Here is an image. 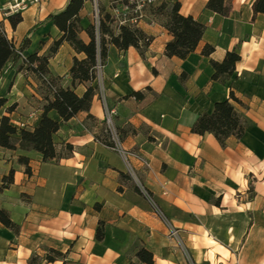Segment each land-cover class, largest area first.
<instances>
[{
    "label": "crops",
    "instance_id": "obj_1",
    "mask_svg": "<svg viewBox=\"0 0 264 264\" xmlns=\"http://www.w3.org/2000/svg\"><path fill=\"white\" fill-rule=\"evenodd\" d=\"M111 1L99 3L112 14ZM179 1L182 14L206 25L196 49L186 58L167 56L173 35L162 18L147 12L138 25L153 37L146 55L134 46L110 45L92 82L97 90L90 110L63 121L54 134L58 150L67 152L69 143L71 152L44 161L39 152L0 146V184L15 170L14 182L0 192V208L20 225L16 233L0 222V264H128L137 261L142 246L153 251L154 264H264V13H254V0H226V15L207 8L209 0ZM9 2L0 0L8 37L17 46L31 39L26 56L46 53L60 36L49 15L69 0L32 3L15 28L5 14ZM80 15L84 28L94 23L91 0ZM79 35L90 40L85 29ZM206 44L215 47L210 55L203 54ZM229 50L241 56L234 73L214 80L211 60L222 61ZM75 56L86 54L64 42L50 58L64 86L72 85ZM89 84L77 83L75 91L82 95ZM134 91L143 97L130 96ZM232 91L243 104L231 101L249 123L243 138L230 136L223 146L211 132H193L196 118ZM0 96L8 99L6 106L17 104L8 113L13 125L38 124L44 100L33 75L8 64L0 72ZM49 114L60 118L55 110ZM106 129L116 148L98 139ZM22 154L31 157V174L18 161ZM135 185L151 191L154 203L181 228L190 261ZM101 221L104 235L98 239ZM50 247L66 257L46 261Z\"/></svg>",
    "mask_w": 264,
    "mask_h": 264
},
{
    "label": "trees",
    "instance_id": "obj_2",
    "mask_svg": "<svg viewBox=\"0 0 264 264\" xmlns=\"http://www.w3.org/2000/svg\"><path fill=\"white\" fill-rule=\"evenodd\" d=\"M87 0H69L64 9L49 15V19L60 30V36L55 38L48 51L39 54L38 51L29 55L23 52L29 46L31 39L24 38L21 45L17 46L15 41L8 37L4 24L0 22V72L8 64H12L18 72H26L34 76L38 82V90L43 97V112L38 124L34 127H21L13 125L8 113H11L17 106L13 103L6 106L8 99L0 96V146L8 149L20 148L26 151L39 152L44 161L59 160L72 151V144L67 143L65 148L67 152L59 151L54 141V134L60 129L63 121H68L76 116L80 111H89L92 105L93 97L96 94L97 86L92 82L97 77V65L105 64L110 45H115L121 50H126L130 46L136 47L142 56L146 55V50L151 44L153 37L148 35L138 26L115 25V19L110 11L101 7L102 17L98 28L89 24L86 28L82 26L80 15ZM115 0L111 1V7ZM207 8L220 14L226 15L230 11V5L226 0H209ZM181 3L179 0H162L159 3L149 7L148 12L154 17L162 18L164 26L171 32L173 38L169 40L165 47L167 56H178L186 58L198 46L205 32L206 25L195 19L192 15H184L180 12ZM254 13H264V0H254ZM12 27L15 28L22 20L21 12L8 16ZM85 29L90 36V40L85 42L80 37V31ZM69 42L77 52H84L85 58L74 57L73 65L70 69L72 85L64 86L61 83L62 78L52 73L50 69V58L59 50L61 44ZM215 47L206 44L203 54L210 55ZM241 58L237 50L227 51L222 61L211 60L214 67L212 78L218 81H224L234 73L236 63ZM90 82L86 91L79 95L75 91L77 83ZM130 96L142 98L143 93L134 91ZM234 100L238 103L242 101L231 92L230 98L215 102L211 112H203L192 124V131L199 134L206 132L213 133L219 142L225 146L226 140L230 136L242 139L248 128V119L236 108ZM6 113H3V111ZM55 110L60 118L50 116V111ZM120 139L123 135L117 129ZM106 145L116 148V141L110 129L103 132L102 137H98ZM29 155H20L18 161L26 166V173L31 174ZM15 170L11 169L8 175L3 177L0 184V192L8 188L14 182ZM122 177L132 180L131 175L121 173ZM138 193L145 196L139 185H135ZM147 192L151 194V191ZM0 222L4 226L12 229L16 233L20 231V225L14 221L9 212L0 208ZM103 222L97 229V238H103ZM67 252L55 248H47L46 261H55L66 257ZM137 261L131 260L128 264H154V253L146 247H140L136 252ZM36 257L32 258L35 261Z\"/></svg>",
    "mask_w": 264,
    "mask_h": 264
},
{
    "label": "built area",
    "instance_id": "obj_3",
    "mask_svg": "<svg viewBox=\"0 0 264 264\" xmlns=\"http://www.w3.org/2000/svg\"><path fill=\"white\" fill-rule=\"evenodd\" d=\"M40 0H11L5 7V14L11 15L18 12H22L27 9L32 3H37ZM162 0H115L114 6L112 7V16L115 19L116 25H131L138 26L139 23L144 20L147 16L149 7L159 3ZM93 5V24L98 28L100 24V19L102 17L101 8L99 0H91ZM103 64L99 63L97 65V76L100 75L102 71ZM104 106L107 111V121L111 124V114L107 108L106 102L104 101ZM22 127H27L25 123L21 125ZM116 140V139H115ZM117 143V140H116ZM136 156H139L133 153ZM144 164L150 167V162L148 159L141 158ZM144 194L153 202L154 209L162 222L164 223L168 236L174 241L175 245L184 252L187 257L188 252L185 246L181 229L177 227L165 214L164 212L154 203L150 194L143 188ZM148 197V196H147Z\"/></svg>",
    "mask_w": 264,
    "mask_h": 264
},
{
    "label": "rangeland",
    "instance_id": "obj_4",
    "mask_svg": "<svg viewBox=\"0 0 264 264\" xmlns=\"http://www.w3.org/2000/svg\"><path fill=\"white\" fill-rule=\"evenodd\" d=\"M148 197V201H149V203L151 204V206L154 208V206H153V202L151 201V199L149 198V195H147ZM163 211V210H162ZM164 212V211H163ZM164 214L167 216V214H166V212H164ZM168 217V216H167ZM181 229V228H180ZM183 254L184 255H186L184 252H183ZM187 256V255H186ZM189 256V255H188ZM188 258V260L190 261V259H189V257H187Z\"/></svg>",
    "mask_w": 264,
    "mask_h": 264
}]
</instances>
